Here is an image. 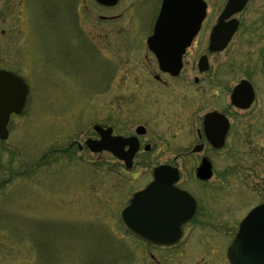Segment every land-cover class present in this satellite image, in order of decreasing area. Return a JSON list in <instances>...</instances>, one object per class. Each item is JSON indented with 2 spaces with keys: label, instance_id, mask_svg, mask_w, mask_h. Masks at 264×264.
Returning a JSON list of instances; mask_svg holds the SVG:
<instances>
[{
  "label": "rangeland",
  "instance_id": "rangeland-1",
  "mask_svg": "<svg viewBox=\"0 0 264 264\" xmlns=\"http://www.w3.org/2000/svg\"><path fill=\"white\" fill-rule=\"evenodd\" d=\"M206 1L207 17L177 79L157 72L146 43L161 0H119L114 6L0 1V39L13 47L16 41L15 59L29 85L25 111L11 118L10 136L0 140V264H215L217 250L227 264L223 251L240 220L264 201V0H250L238 14L241 25L227 48L209 54L207 75L196 63L207 53L210 29L226 0ZM2 45L0 55L16 50ZM156 72L167 86L153 79ZM224 78L231 88L249 79L257 101L236 112L243 124L235 123L229 146L214 153L207 186L197 185L196 164L181 163L186 188L215 212L198 226L200 235L209 231L210 241L193 235L194 259L160 250L153 257L126 230L120 210L152 178L154 166L184 150L176 141L182 134L190 139L185 119L191 103L197 96L199 107L207 108L203 102L221 93L216 81ZM162 95L176 107L158 109L153 100ZM94 124L122 134L145 125L144 141L153 145L142 152L148 161L138 159L127 169L107 151L91 152L84 143L98 137ZM219 227L223 231L214 236Z\"/></svg>",
  "mask_w": 264,
  "mask_h": 264
},
{
  "label": "water",
  "instance_id": "water-1",
  "mask_svg": "<svg viewBox=\"0 0 264 264\" xmlns=\"http://www.w3.org/2000/svg\"><path fill=\"white\" fill-rule=\"evenodd\" d=\"M105 5H114L118 0H97ZM249 0H227L209 35L208 50L223 51L239 27V20L233 17ZM207 14L205 0H162L153 33L148 37V45L155 54L161 69L177 75L182 67L183 54L199 32ZM200 70L208 68V56L199 59ZM28 86L26 82L11 74L0 73V138H8L7 124L10 114L20 113L26 104ZM254 89L248 80H241L231 95L232 102L242 108L249 107L254 100ZM224 117L218 112L206 115L205 129L216 147L224 144L228 122L220 127L218 119ZM94 129L100 139L88 138L86 145L92 151L109 150L123 159L128 168L138 150L136 137L113 136L112 128L99 124ZM139 133L144 127L138 128ZM130 148L125 151L124 146ZM211 164L204 159L198 168V176L209 178ZM179 179L177 167L158 165L154 167V180L144 189L134 193L121 210V218L128 229L136 235L155 243H172L178 240L180 225L194 213L193 197L174 184ZM170 194L181 196L172 209L171 202L163 200ZM156 200H154V199ZM185 199V200H184ZM175 203V202H173ZM188 205V206H186ZM171 213V216H167ZM173 221L175 226L167 225ZM231 264H264V202L253 208L242 220L239 231L228 249Z\"/></svg>",
  "mask_w": 264,
  "mask_h": 264
},
{
  "label": "flooded vegetation",
  "instance_id": "flooded-vegetation-1",
  "mask_svg": "<svg viewBox=\"0 0 264 264\" xmlns=\"http://www.w3.org/2000/svg\"><path fill=\"white\" fill-rule=\"evenodd\" d=\"M1 1V0H0ZM1 15V14H0ZM157 18V15L155 17V19L153 20L152 24H151V32L153 31V25L154 22ZM205 21V20H204ZM204 23V22H203ZM3 33V31H2ZM197 37V36H196ZM196 39V38H195ZM194 39V41H195ZM16 40V39H14ZM3 41V42H2ZM11 40L8 41L9 45L6 46L3 37L0 39V44L2 45V47L4 48H10L11 50L16 49L17 43L16 41L14 42L15 47L12 46L11 44ZM194 43V42H193ZM192 43V45H193ZM191 45V46H192ZM190 46V47H191ZM189 49V48H188ZM187 49V51H188ZM16 50H14L13 52H11L9 55H0V73L2 74H11V75H15L16 77H20L23 78L27 81V79L23 76L22 74V64L21 63H17V60L15 59V57H17L18 59L20 58L19 56V51L17 50V55H14ZM186 51V53H187ZM185 53V54H186ZM14 57L13 59L11 58H7V57ZM185 64L187 63H183L182 69L180 71L179 75H172L170 72H166L163 71L159 65V63L156 60V65L158 68L157 72H161L163 73V75H167L169 78H173V79H177L181 76ZM209 64V68H207V70L205 71H201L200 70V66L199 63H196L197 69L201 74H208L209 70H210V63ZM153 76V79L156 80L157 83H160L164 86H167L168 82L164 81V77H162V75H160L159 73H157ZM201 80V78L198 75L194 76V81L195 83H199ZM213 82H215V78L213 77ZM218 84L221 85V93L217 94V97L215 99L211 98V103L209 104L208 102H203V104H206L208 107L203 109L202 107H199V103H198V98L199 97H195L196 100H193L192 104V109H188V116L185 119V123L187 126H189L190 130V135L188 139V134H182L181 138L176 141V146L178 147H183L184 150H180L178 152H176L175 156L173 157H169L171 159H163L161 162H159L158 164H169V165H173V166H177L178 170H179V179L178 181L174 184L175 186H177L178 188L184 189L186 191H188L194 201H195V210L193 215L186 221H184L181 225H180V235L178 240H176V242L171 243V244H158V243H154L148 240H143L142 238L136 236L135 234H133L131 231H129L125 226L126 230L129 232V234L136 239L139 243L143 244L146 248H148L149 252L151 253V255L154 257V253L152 251L155 250H160L163 251L165 253L168 254H177V256H179L180 258H186V259H191V258H196L197 254L194 255L192 252V249L190 248L191 245V241H192V237L194 234H196L199 237V240H203L202 242H209V231H203L202 235L199 234V229L198 226H200L201 224L204 223H208L209 221H211L212 219V214H211V210L208 209V206L205 205L202 201H201V197L199 195H197V193L193 192L192 190L186 188V186L184 185V181H186V178H184L182 176V166L181 163L185 164V163H193L196 164L195 165V180L196 182H198L199 186L202 185H208V183L210 182V180L212 179L213 175H214V159H213V155L215 152H218L222 149H225L226 147L229 146V144L231 143V135H232V131H233V125L235 123L238 124H243L242 121V117L241 115L237 114L236 112H241L246 111L248 109H250V107L248 109H241V108H237L236 106H234L231 102V92H232V88L230 87L229 84V79L228 78H224L223 81H216ZM160 87H158L159 90ZM203 93V92H202ZM172 97H166L165 95H162L159 97V99L157 100V98H155L153 100V103L158 107V109L163 110V113L167 112L170 109H173V107H176V104L178 103H174L173 102V98ZM196 101V102H195ZM257 101V97L256 99L253 101L252 105ZM203 104H201L200 106H203ZM210 105V106H209ZM251 105V106H252ZM232 107H233V111H232ZM165 109V111H164ZM235 110V111H234ZM213 111H217L219 113H221L222 115H224L225 117H222V119H218V123L220 125V127H224V123H225V118L226 120H228L229 122V126H228V130L226 132L225 138H224V144L220 147V148H216L215 145L213 144V142L210 140L208 134L205 131V116L208 113H211ZM245 113V112H244ZM148 114L150 115L151 112L148 111ZM15 114H12L11 116H13ZM149 119V118H148ZM155 120V119H154ZM220 120V121H219ZM140 125H137V127L134 129V133H127V134H122L119 133L117 131H115V128L113 126L112 127V132L114 135H121L124 137H132V136H136L137 140H138V151L136 152L135 156H134V163L136 162V160L143 158L145 162L148 161L149 157L147 155H142V152L146 153V152H151L153 145L149 142H145L144 141V136L147 133V128L145 125L144 126V132L143 133H139L138 132V128ZM105 127H107L106 125H104ZM129 145H125L124 146V150L127 151L129 149ZM198 148V149H197ZM116 160L120 161L121 163L124 164L123 160H121L120 158H118L117 156L111 154ZM162 158V155H160ZM204 158H207L208 160H210L212 166V176L210 178L207 179H202L199 178L197 175V171H198V167L201 164L202 160ZM151 176L152 178L142 187L144 188L149 182H151L153 180V169L151 172ZM140 188V189H142ZM137 189L135 191H133L129 198L138 190ZM128 198V199H129ZM154 199V198H153ZM163 200L166 201H170L172 204V209H175L177 206V201L181 199V196H176L173 194H170L169 196H163L162 197ZM156 200V199H154ZM185 200V199H184ZM175 202V203H173ZM188 206V205H186ZM215 213V212H212ZM167 216H171V213H169ZM229 222V221H228ZM240 223V222H239ZM176 223H174L173 221H168L167 225L169 226H175ZM124 225V224H123ZM239 225V224H238ZM189 228V229H188ZM220 228V227H219ZM238 229V226H237ZM236 229V231H237ZM195 230V232H194ZM216 232L214 233L216 235H219L220 232H222V228L220 229H216ZM194 232V233H193ZM236 234V232H235ZM234 234V235H235ZM200 235V236H199ZM233 235V236H234ZM209 236V237H207ZM213 236V237H214ZM205 237V238H203ZM203 238V239H202ZM212 242V241H211ZM232 242V240H231ZM231 242H228V245L226 247V249L223 251V258L225 260V263L230 264L227 258V248L230 245ZM206 245H204V250ZM212 249V247H211ZM164 253V254H165ZM209 253V252H208ZM219 250H217L216 253V262L215 264H224L221 263L222 260H220V257L218 256ZM214 259V261H215ZM191 264H198V262L195 263H191Z\"/></svg>",
  "mask_w": 264,
  "mask_h": 264
}]
</instances>
